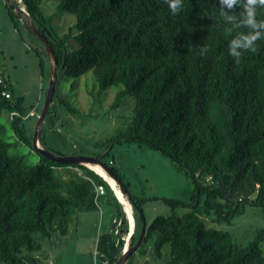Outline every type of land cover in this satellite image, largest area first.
Returning <instances> with one entry per match:
<instances>
[{"label":"trees","instance_id":"16d2710c","mask_svg":"<svg viewBox=\"0 0 264 264\" xmlns=\"http://www.w3.org/2000/svg\"><path fill=\"white\" fill-rule=\"evenodd\" d=\"M10 2L47 40L56 75L79 78L93 71L99 93L121 85L113 109L133 97L130 123L108 140L105 157L115 144L145 146L190 180L188 200L160 199L172 213L145 225L141 243L155 233V257L165 256L166 264H264V230L246 246H237L229 233L205 224L209 218L231 225L247 207L259 208L264 216V41L237 63L227 53L225 23L215 0H186L177 16L168 13L162 0H59L48 16L41 10L44 0ZM63 13L73 14L76 23L60 35L53 21ZM258 18L264 19V9ZM23 25L40 43L36 55L48 62L41 40L26 20ZM0 80V113H9L15 137L28 145L23 98L1 73ZM59 103L73 113L65 100ZM41 135L39 129L38 144L47 150ZM3 136L0 123V264H38L36 257L24 254L41 250L35 235L50 238L56 222L76 208L63 194L67 183L54 177L53 168L81 166L40 155L37 165L28 166L9 154ZM107 167L142 222L139 211L148 198L132 196L118 172ZM180 208L188 211L176 216ZM135 221L131 247L142 229Z\"/></svg>","mask_w":264,"mask_h":264},{"label":"rangeland","instance_id":"374dc122","mask_svg":"<svg viewBox=\"0 0 264 264\" xmlns=\"http://www.w3.org/2000/svg\"><path fill=\"white\" fill-rule=\"evenodd\" d=\"M58 4L59 0H44L41 5L42 13L51 15ZM5 5V0H0V73L12 86L15 95L23 98V125L29 144L26 145L15 137L9 113L5 110L0 113V123L4 128L3 140L9 144L11 156L21 157L26 165L35 166L39 162V154L35 152L33 138L49 87L50 63L42 54L36 55L35 51L40 50V43L27 32L23 25L25 17L20 9L10 8V18ZM53 23L62 35L75 25L76 18L73 14L63 13ZM69 45L73 46L74 42L70 41ZM40 58L43 61L41 66ZM122 89L121 85L111 86L99 93L93 71L79 78L68 77L59 72L56 75L54 97L39 127L42 131L41 140L47 147L46 151L57 157L100 158L107 166L108 159L114 158L115 169L121 170L122 183L127 186L129 193L138 199L148 198L141 206L145 225L148 226L155 218L167 217L172 213L166 204L160 199L152 198L153 196L159 197L167 190H192V186L190 180L169 159L145 146L139 148L133 144H115L108 154L109 158L105 157L108 153V140L124 133L133 115V97H127L117 109L112 107L116 94ZM60 100H65L73 113L60 104ZM30 113H33L32 116ZM82 154L87 156H81ZM163 160H168L171 165L167 167ZM53 175L56 179L70 183L63 194L76 208L67 218L56 222V230L50 238L35 235L42 246L39 252L24 254L36 257L38 264H118L123 253L122 245L118 244L121 236H114L113 231L119 227L116 226L117 221L111 222L110 234H107L106 222L110 215L119 220L115 205L110 204V208L103 206L101 202L104 197L95 194L94 185L63 167H54ZM85 185L87 186L84 187ZM87 193L91 194L93 200L90 207L85 206ZM185 199L184 195L180 196V200ZM87 208H91V214H96V221L89 232H84L78 222L90 212ZM187 211L180 208L174 212L176 216H182ZM139 214L141 215L140 212ZM134 215L138 227L142 228L143 222L138 221V211ZM205 224L210 229L229 233L237 246H246L258 231L264 230V216L259 208L247 207L244 214L235 218L231 225L213 224L209 218L205 219ZM155 239L156 234L151 233L124 264H166L165 256L162 259L155 257ZM260 247L264 252V242ZM168 250L166 246L163 254Z\"/></svg>","mask_w":264,"mask_h":264},{"label":"clouds","instance_id":"9594fccd","mask_svg":"<svg viewBox=\"0 0 264 264\" xmlns=\"http://www.w3.org/2000/svg\"><path fill=\"white\" fill-rule=\"evenodd\" d=\"M162 2L170 15L177 16L184 11L186 0ZM215 4L225 23L227 53L238 63L245 52L255 53L258 42L264 41V19L258 18V10L264 9V0H215Z\"/></svg>","mask_w":264,"mask_h":264},{"label":"crops","instance_id":"0c3cea01","mask_svg":"<svg viewBox=\"0 0 264 264\" xmlns=\"http://www.w3.org/2000/svg\"><path fill=\"white\" fill-rule=\"evenodd\" d=\"M139 148H141V147H139ZM81 156H87V155H85V154L83 155L82 154ZM108 160H111L112 161V164L109 165V163H108V166L109 167H113L115 169V161H114V158H111V159L109 158ZM107 162H109V161H107ZM163 163L167 167L169 165H171L168 160H163ZM75 165H77V164H75ZM78 165H80L81 167L78 168V167L67 166V167H63V169H66L67 171L71 172L72 174H76L77 177L83 178V180L85 182H87V183L90 182L92 185H94V189L93 190H95V194L97 195V193H98L99 194L98 196L104 197L103 202H101L103 206L104 205H107L108 208H110V204L111 205H115L116 212H117V214L119 216V220H115V216H112V215L109 216V218H112V219H109V218L106 219L107 220L106 222H108L107 223V234H110V226H109V224L111 222L117 221L116 222V226L119 227L118 230L120 231V233L119 234H115V231H113V235L114 236H116V235L121 236V239H120L119 242L123 243V238H124V235L126 233H130L131 236H133V234L135 233L136 221H135L134 210H133L132 206L129 204V202L127 201L126 195L122 191L119 182L117 180H114L113 178H111L101 168L105 172V174L114 181V185H113L110 182V180H107V178L104 177L99 171H97L93 167H91V166H93L95 164H78ZM115 170L118 172V174L122 178L123 174L121 173V170H119V168H117ZM66 183H67L68 188H69L70 187L69 186L70 183L69 182H66ZM128 183L130 184V182H128ZM86 186L87 185H85L84 187H86ZM98 186H103V193L102 194L98 192ZM112 186H116V187H114L115 189ZM115 190H120L121 193H122V195H123V198L129 204V209H130V213L132 215V221H133V224L132 225L130 224L129 217H128V212L126 210L127 206L126 205L124 206L123 203L119 200V198L117 197V195L115 193ZM190 193H191V190H167V191H164V194L163 195H161L159 197L158 196H153L152 198H155V199H161V198L180 199V196L181 195H184L185 198L189 199L190 196H191ZM187 199H185V200H187ZM92 201L93 200H92L91 194L90 193H87L86 194V197H85V206L86 205H89V207L92 206V205H90V204H92ZM87 210L90 211V212H87L86 213L87 214L86 218L84 217L82 220H80L78 222L79 223V227L82 226L84 228V232L85 231H88L89 232L91 226L94 225L95 224L94 222L96 221L95 220L96 214H91V212H92L91 208H87ZM122 216H125V218L122 219ZM119 222H121L120 226L117 225V223H119ZM62 224H63V222H61V225ZM121 251L124 252L125 251V248H122L121 247ZM104 263H106V262H104Z\"/></svg>","mask_w":264,"mask_h":264},{"label":"water","instance_id":"95a60500","mask_svg":"<svg viewBox=\"0 0 264 264\" xmlns=\"http://www.w3.org/2000/svg\"><path fill=\"white\" fill-rule=\"evenodd\" d=\"M6 4L9 6V8L14 9V6L11 4L10 0H5ZM20 12L24 15L25 20L27 22V24L29 25L30 30L36 34V36L41 40L45 50H46V54H47V58L48 61L50 63V72H51V77H50V82H49V87L46 93V97H45V102H44V106H43V110L41 112V115L39 116L38 122H37V126H36V130H35V134H34V138H33V146L35 149V152L37 154H39L40 156H43L44 158H46L47 160L54 162V163H59V164H64V165H75V164H95L100 166L111 178H113L114 180H116V178L114 177V175L112 174V172L110 171V169L106 166V164L102 163L99 159H94V158H86V157H79V156H66V157H57L52 155L51 153H49L46 150H43L42 148L38 147L37 144V136H38V131H39V127L41 126L45 115L48 112V108L49 105L53 99V95L55 92V82H56V61L55 58L53 56L52 50L50 49V46L47 42V40L44 38V36L35 28L34 24L32 23L30 17L22 10L20 9ZM141 213V217L143 219V226L141 229V232L138 236V240L135 243L134 246H129L123 253L122 256L118 262V264H124V262L126 261V259L132 254V252L134 250H136L139 245L141 244V240L142 237L144 235V231H145V222H144V218L142 215L141 210L139 211Z\"/></svg>","mask_w":264,"mask_h":264},{"label":"bare ground","instance_id":"6f19581e","mask_svg":"<svg viewBox=\"0 0 264 264\" xmlns=\"http://www.w3.org/2000/svg\"><path fill=\"white\" fill-rule=\"evenodd\" d=\"M93 168L97 171H99L104 177L107 178V180H110V182L114 185V181L108 177L105 172L98 166V165H93ZM113 188L116 187V186H112ZM115 189V188H114ZM115 193L117 195V197L119 198V200L123 203V205L127 206L126 210L128 212V217H129V221H130V224L132 225L133 224V221H132V215L130 213V209H129V204L127 203V201L123 198V195L121 193L120 190H115Z\"/></svg>","mask_w":264,"mask_h":264},{"label":"built area","instance_id":"2783aa9c","mask_svg":"<svg viewBox=\"0 0 264 264\" xmlns=\"http://www.w3.org/2000/svg\"><path fill=\"white\" fill-rule=\"evenodd\" d=\"M0 82H1V80H0ZM4 94V93H3ZM4 96L6 97V98H8V94L6 93V94H4ZM30 115H32V114H30ZM112 164V162L111 161H109V165H111ZM98 192L99 193H103V186H98ZM120 222L119 223H117V225L118 226H120ZM120 233V231L118 230V229H116L115 230V234H119ZM131 234L130 233H126L125 235H124V238H123V248H127L128 246H129V244H130V242H131Z\"/></svg>","mask_w":264,"mask_h":264}]
</instances>
